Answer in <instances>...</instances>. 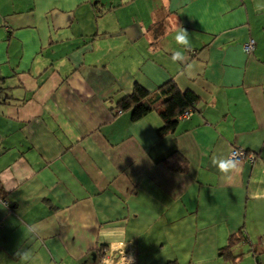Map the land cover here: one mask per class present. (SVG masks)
Masks as SVG:
<instances>
[{
  "label": "crops",
  "instance_id": "crops-1",
  "mask_svg": "<svg viewBox=\"0 0 264 264\" xmlns=\"http://www.w3.org/2000/svg\"><path fill=\"white\" fill-rule=\"evenodd\" d=\"M170 80L197 97L171 133L116 113ZM232 147L254 160L225 179ZM0 185V264H225L238 231L233 264L260 263L264 0H0Z\"/></svg>",
  "mask_w": 264,
  "mask_h": 264
},
{
  "label": "trees",
  "instance_id": "trees-1",
  "mask_svg": "<svg viewBox=\"0 0 264 264\" xmlns=\"http://www.w3.org/2000/svg\"><path fill=\"white\" fill-rule=\"evenodd\" d=\"M196 102L197 97L192 92L188 90L181 92L170 80L159 86L154 94L148 93L138 85H134L129 95L117 102V107L119 113L122 111L129 112L131 121H136L148 113H155L161 120V127L156 133L159 137H162L174 130L178 120L191 117ZM183 112H189L190 116L178 118ZM163 164L172 173L184 174L188 169L187 161L177 152H173L163 161ZM4 199L5 193L0 185V203H3ZM244 242L245 237L240 231L230 234L226 245L217 250V256L225 264L235 263L241 255H233V248ZM249 252L255 257H260L261 261L257 264H264V242H262L260 248H251ZM103 255L104 251L102 249L99 259Z\"/></svg>",
  "mask_w": 264,
  "mask_h": 264
},
{
  "label": "clouds",
  "instance_id": "clouds-1",
  "mask_svg": "<svg viewBox=\"0 0 264 264\" xmlns=\"http://www.w3.org/2000/svg\"><path fill=\"white\" fill-rule=\"evenodd\" d=\"M176 43L184 49H191V42L187 30L177 25L176 35L174 37ZM171 59L173 62L184 63L185 56L181 51H176L172 54ZM213 164L218 169L219 173L225 178H230L240 167V161L237 153H232L227 157L218 156L214 158ZM125 261V257L123 256ZM126 262V261H125Z\"/></svg>",
  "mask_w": 264,
  "mask_h": 264
},
{
  "label": "built area",
  "instance_id": "built-area-1",
  "mask_svg": "<svg viewBox=\"0 0 264 264\" xmlns=\"http://www.w3.org/2000/svg\"><path fill=\"white\" fill-rule=\"evenodd\" d=\"M254 49V41L252 39H249L247 42L242 44V50L245 53H250ZM119 114V111L116 112ZM190 116L189 112H183L181 115L178 116V118H187ZM232 153H237L238 154V159L239 161L247 160L248 162H252L254 160L253 156L251 154H248L245 152L243 149L238 148V147H232L229 149V152L227 156H229ZM98 264H115L114 261L110 258L107 253L103 255V257L100 259Z\"/></svg>",
  "mask_w": 264,
  "mask_h": 264
}]
</instances>
